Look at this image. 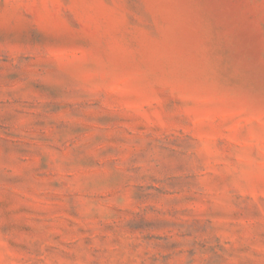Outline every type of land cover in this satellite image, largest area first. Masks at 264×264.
Instances as JSON below:
<instances>
[{"label":"rangeland","instance_id":"374dc122","mask_svg":"<svg viewBox=\"0 0 264 264\" xmlns=\"http://www.w3.org/2000/svg\"><path fill=\"white\" fill-rule=\"evenodd\" d=\"M0 264H264V0H0Z\"/></svg>","mask_w":264,"mask_h":264}]
</instances>
